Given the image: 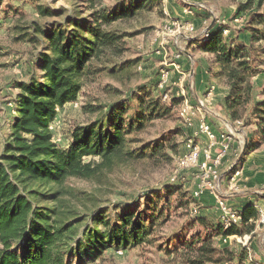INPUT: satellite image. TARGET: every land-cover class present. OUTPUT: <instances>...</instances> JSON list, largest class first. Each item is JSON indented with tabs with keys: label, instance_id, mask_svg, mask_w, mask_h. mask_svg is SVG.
I'll list each match as a JSON object with an SVG mask.
<instances>
[{
	"label": "trees",
	"instance_id": "16d2710c",
	"mask_svg": "<svg viewBox=\"0 0 264 264\" xmlns=\"http://www.w3.org/2000/svg\"><path fill=\"white\" fill-rule=\"evenodd\" d=\"M28 1L37 18L15 28V39L28 43L34 55L29 78L13 85L16 114L0 152V264H72V256L82 253L83 244L92 264L108 249L152 245L180 264L234 260L242 264L243 249L220 248L215 238L250 234L255 225L238 232L224 230L205 216L189 217L197 200L178 183L144 188L138 195L105 206L86 192L65 187L74 180L102 183L125 168L158 167L181 155L171 144L173 133L145 137L155 122L167 119L179 106L173 96L161 101L155 90L157 77L127 90L106 84L101 93L107 104L79 102L90 84L104 78L117 83L130 78L140 60H121L131 34L117 26L160 0H67L66 6L56 9L40 4L41 0ZM241 7L231 23L237 25L233 20L249 12L243 28L252 46L241 43L228 28L224 36L217 22L208 29L207 39L195 37L188 42L213 56L218 66L215 76L226 89L227 120L241 123L238 168L251 152L264 146V99L258 100L264 88H256V79L264 75L260 70L264 62H258L264 57V0H247ZM254 43L262 44L260 55ZM35 71L39 78L34 77ZM74 104L88 119L69 127L62 141H55L51 127L58 112ZM171 213H179L185 222L164 237L159 231ZM241 215L254 220L256 211L248 205ZM175 239L177 244L171 248Z\"/></svg>",
	"mask_w": 264,
	"mask_h": 264
},
{
	"label": "rangeland",
	"instance_id": "374dc122",
	"mask_svg": "<svg viewBox=\"0 0 264 264\" xmlns=\"http://www.w3.org/2000/svg\"><path fill=\"white\" fill-rule=\"evenodd\" d=\"M115 0H107V3H112ZM200 2L210 9V12L201 11L193 12L191 14L194 18L198 20H204L201 23L192 24L195 26V33L193 38L197 37L202 39L200 33L203 30H207L215 25L218 21L221 26V21H224V27L228 28L232 36L240 37L239 40L243 44H248L252 46L251 36L248 32L244 31V26L249 19V12H245L241 17L242 21L237 25L231 23L232 18L236 15L239 8L245 5L247 0H167L165 3L159 1L155 2L154 5L146 7L136 14L131 20L120 23L117 27L120 31L131 34L129 38L126 39L127 51L121 58V60H140V63L135 65V67L130 71L131 76L129 79H124L121 83L111 81L110 79H102L99 82L90 84L84 88V92L80 96V103L90 102L94 103L98 100L100 104H107L106 97L101 93V89L106 84H112L115 87H121L122 90H127L135 88L138 85L150 84L156 77L159 69L163 66L162 55L156 53L157 43L154 40L159 39L158 33L165 32V48L167 51V61L171 62L174 60L175 55H179L180 67L185 71L191 70L195 72V68L199 65L203 66L204 71L207 70L206 86L205 89L214 87L212 97L221 98L224 86L222 81L215 77L218 74V68H215L213 56L204 54L196 48L192 51L188 49V43L178 38L176 43H174V33L172 34V29L166 24V19L163 15V8L166 9L168 14L179 21H183L181 18L175 16L173 10L178 11L180 8H186V4L189 2ZM40 4H48L51 8L56 9L59 6H66L67 0H41ZM203 13V15H200ZM190 15V16H191ZM37 18V14L33 3L26 0H0V152L2 151L4 143L8 139L10 133V120L16 114L15 97L17 90L13 88L15 82L26 81L30 75V67L32 62V57L34 51L29 46L28 43L16 41L18 30L17 27H24L30 21ZM216 18V20H215ZM190 22V21H188ZM218 25V26H219ZM206 31V32H207ZM227 36V35H226ZM262 44L254 43L253 47L257 51V55H260ZM188 51V52H187ZM192 53V63L188 59V54ZM258 62H264V57L260 56ZM192 64V66H190ZM140 66V69L138 67ZM214 69L213 70L211 69ZM260 70H264V63L260 65ZM195 74V73H194ZM39 71L34 72V77L39 78ZM194 76V75H193ZM186 81L185 84L192 86V90L188 89L190 97H203L206 93H199L196 90L195 78ZM264 75H260L257 80V91L264 88ZM168 93L173 96V91L168 89ZM211 97V98H212ZM264 96H258V100H263ZM216 101L215 104L212 101L208 104V115L207 119L217 126L216 130L219 132L227 131V126H231L230 122H226L224 115L218 111ZM210 110V111H209ZM216 113L213 114L212 112ZM210 112V113H209ZM88 118L81 114L78 105H67L58 112V117L55 120L52 131L54 133L55 141H62L64 134L68 131V128L79 123H83ZM218 128V129H217ZM236 137L242 138V134L239 131V127H232ZM184 126L182 121L178 118L177 108H175L170 117L165 120L157 121L149 129L146 138H155L159 133H173V139L171 144L176 146V151L179 154L183 153L185 135H183ZM181 131V133H179ZM264 146L262 147V150ZM239 148H237V152ZM173 155V151H168ZM175 155V154H174ZM235 160L229 158L226 163H224L221 168V188L220 192L223 199L230 210H233L229 206L226 196H236V193L242 192V194L251 196V191H258L261 195L264 193V185H259L258 187H248L245 185L246 181L243 176L236 179L234 182H229L226 178L227 169L231 166ZM176 164L174 162L163 163L158 167L143 166L140 170L133 168H125L122 171L112 173L108 176L106 181L101 182H85V181H69L66 183L65 187L73 191L86 192L90 196L96 198L100 201L103 206L110 204L111 202L119 200H127L129 196H134L140 194L144 188L154 187V189H162L165 185L170 183V179L175 177L179 185L183 186L186 192L189 194L196 187L197 180L195 170L180 171L179 174L175 173ZM248 181V180H247ZM246 190H250L245 193ZM244 192V193H243ZM260 195V196H261ZM205 196L209 204H207V212L203 211L204 205L200 206L199 201ZM203 197V198H202ZM196 202V213L190 212L189 217L194 216H205L208 221L216 223L220 226V211L216 208L214 199L207 193H205ZM192 208V207H191ZM185 222L184 218H181L179 213H171L170 221L159 231L162 236H169L174 230L178 229ZM202 231V229H198ZM239 232L240 229H235ZM193 231V230H192ZM238 237V236H237ZM248 239L246 247H241L238 244L236 238H223L221 236L215 238L216 246L228 247L230 250L237 252L243 249L248 252L249 249ZM177 244L176 239L172 241L171 248ZM240 245V248L238 247ZM154 245L144 246L140 248H117L115 251L106 250L102 253L101 257L97 259L94 264H180L174 261L172 256H166L164 253L159 252L155 249ZM86 247L82 245V253L72 256V264H92L87 261ZM81 257V259H80ZM81 260V261H79ZM84 262V263H83ZM230 264H237L234 260Z\"/></svg>",
	"mask_w": 264,
	"mask_h": 264
},
{
	"label": "built area",
	"instance_id": "2783aa9c",
	"mask_svg": "<svg viewBox=\"0 0 264 264\" xmlns=\"http://www.w3.org/2000/svg\"><path fill=\"white\" fill-rule=\"evenodd\" d=\"M167 0H160L165 3ZM196 10L210 12L207 6L200 2H189L184 8V13L191 15ZM163 15L166 19V24L172 29L174 33V43L176 39L181 38L187 43L193 39L195 33V26L188 21H179L172 18L165 8H163ZM241 17H236L233 22L240 23ZM219 25V22L216 21ZM222 34L226 36L228 29L224 27V20L220 22ZM203 30L200 33L203 40L207 39L208 31ZM159 39L154 40L157 43L156 53L162 55L163 65L157 75L155 90L160 94L161 101L166 103L172 97L168 93V89L173 91V97L179 100L177 107L178 118L182 121L185 130V141L183 153L175 159L176 169L175 173L179 174L180 171L195 170L197 184L192 191L194 200H199L205 193L209 194L215 202L216 208L220 211V223L224 230L227 229H241L247 228L252 223L255 227H264V208L256 207L255 219H243L240 211L230 210L226 205L223 196L220 192L221 188V168L226 161V158L232 153L237 159V148H241L243 140L236 137L232 127H239L240 122H235L231 126H227L226 132L216 133L207 119L208 104L213 95L214 87L210 86L203 97H190L188 89L192 90V86L185 84L193 76V71L185 72L179 63V55L174 56V60L167 61V51L165 48V32L157 34ZM140 69V66L138 67ZM75 106L77 104H74ZM53 127V126H52ZM51 127V129H52ZM233 166H235L233 168ZM230 175L228 176L229 182H234L241 176V170L232 165ZM171 184L177 182L175 177L169 181ZM191 212L196 213V206H191ZM250 238V234H244L236 237V240L242 247H246V243ZM249 251V249H247ZM249 264H261L250 261Z\"/></svg>",
	"mask_w": 264,
	"mask_h": 264
},
{
	"label": "crops",
	"instance_id": "0c3cea01",
	"mask_svg": "<svg viewBox=\"0 0 264 264\" xmlns=\"http://www.w3.org/2000/svg\"><path fill=\"white\" fill-rule=\"evenodd\" d=\"M171 1L172 0H170V2ZM192 3H195V1L194 2L192 1ZM171 9L173 10V13L175 14V16L181 18L183 21H190L195 25L198 22L201 23L204 21V20H202V21L198 20V19L194 18V16H192V15L190 16L188 14H185L183 11L184 7L180 8L178 11H175L174 8H171ZM197 12H199V10ZM200 15H203V13H201ZM188 46H189L188 47L189 51H192L194 48H196V44H194L192 46H190V44H189ZM187 54H188V56H187L188 59L192 63V58H191L192 53L191 54L187 53ZM190 66H192V64ZM213 66L215 68H218V66L216 64H214ZM190 69L193 71V67ZM211 70H213V72H214L213 68ZM207 72H208L207 70L204 71V68L201 65H199L197 68H195V72L193 71V75H194L193 77L195 78V83H196L195 84L196 90L199 91V93H197V94H203L206 91V89H205L206 79H208V77L206 75ZM225 94H226V89L224 88L222 96L220 99L216 98V96H214L211 98L210 101H212L213 104H215L216 101L218 102V104L216 103L218 105L217 106L218 111L224 115L226 122H228L227 114L223 108V98H224ZM196 97H198V96H196ZM212 113L216 115V113H214V112H212ZM209 123L211 124L213 130L216 133H220V131L218 132L216 130L217 126H213L214 124H212L210 121H209ZM221 132H223V131H221ZM229 158L233 159L232 153L226 158V161L224 163H226ZM237 161L238 160H234L233 163H235V165H236ZM232 165L233 164H231V166L227 169L228 172H230ZM239 169L241 170V177L243 176V179L246 181V183H245L246 186H248L250 188L251 187L255 188V187H258L259 185H264V149L262 150V147H260L258 150L251 152L245 158V161L243 162L242 166L239 165ZM227 180H228V178H227ZM248 191H250V190H246L245 193ZM251 192H252L251 194H253L251 196H248V195L246 196V194L241 196L238 194H242V192H239V193H236V196H226V200H227L229 206H231L234 211H240L241 212L248 205H252L254 210L258 206L264 208V193L261 195V193L258 191H251ZM208 198H209L208 196H205V198H203L199 201L200 206L204 205L205 209H203V211H205V212H207V206H208L207 204H209L208 203L209 201L207 200ZM231 237L236 238L237 236H231ZM228 238H230V237H228ZM237 243H238V241H237ZM238 247L240 248V245H238ZM250 261L264 264V227H262V228L261 227H255L254 230L250 233L249 251L246 252L245 257H244V261L242 264H249Z\"/></svg>",
	"mask_w": 264,
	"mask_h": 264
},
{
	"label": "water",
	"instance_id": "95a60500",
	"mask_svg": "<svg viewBox=\"0 0 264 264\" xmlns=\"http://www.w3.org/2000/svg\"><path fill=\"white\" fill-rule=\"evenodd\" d=\"M235 166H233V168H234ZM232 169V168H231ZM231 169H230V171H231Z\"/></svg>",
	"mask_w": 264,
	"mask_h": 264
}]
</instances>
